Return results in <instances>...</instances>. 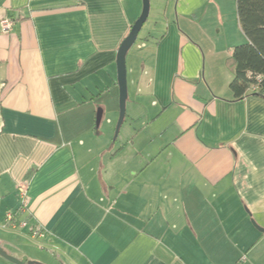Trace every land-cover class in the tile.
Returning <instances> with one entry per match:
<instances>
[{"label":"crops","instance_id":"crops-1","mask_svg":"<svg viewBox=\"0 0 264 264\" xmlns=\"http://www.w3.org/2000/svg\"><path fill=\"white\" fill-rule=\"evenodd\" d=\"M143 8L0 0V240L39 239L49 264H264V98L230 87L237 0H150L114 141L118 50Z\"/></svg>","mask_w":264,"mask_h":264},{"label":"trees","instance_id":"trees-1","mask_svg":"<svg viewBox=\"0 0 264 264\" xmlns=\"http://www.w3.org/2000/svg\"><path fill=\"white\" fill-rule=\"evenodd\" d=\"M237 10L246 42L227 59L234 75L230 87L235 98H264V0H237Z\"/></svg>","mask_w":264,"mask_h":264},{"label":"rangeland","instance_id":"rangeland-1","mask_svg":"<svg viewBox=\"0 0 264 264\" xmlns=\"http://www.w3.org/2000/svg\"><path fill=\"white\" fill-rule=\"evenodd\" d=\"M141 40V36L136 40V42L133 44V47H131L129 50L130 52H128L129 54H127V81H128V86L130 87V89L132 90V84H131V78H132V74H131V64H132V55L135 51H140L139 53V57H143L142 56V50H140L138 48V43L140 42ZM140 67V66H139ZM141 68V67H140ZM112 105V101L111 99L109 98L108 95H106L104 98H103V104L101 106L98 107L97 110L99 109H102L103 110V114L102 116L103 117H107L109 116L110 114V107ZM132 103H131V99L127 98V102H126V116H125V119H124V122L122 123L121 126H123L124 124V127L125 129L128 128V129H131V123H132V120L130 119V117L128 116L130 111H132ZM115 108L116 110L114 112H117L115 114L116 116V119H117V122H116V125H115V129H114V133H113V138L115 137L116 135V126H117V123L119 121V117H120V92H119V97H118V101H117V104H115ZM132 127H134V125H132ZM121 130V129H120ZM120 134V131L119 133ZM119 136V135H118ZM122 137V136H120ZM0 236H1V232H0ZM3 236V235H2ZM6 240V241H5ZM4 241L0 240V246L3 247L10 255L12 256H15V257H18V258H22L23 256H28V258L30 260H36V261H39L41 263H44V264H49V263H45L41 260H38V259H32V257L30 256V252H37V251H43L45 250L41 245L40 243L36 244L35 242H40L39 239L37 240H23V241H20V239H17V238H14L13 236H9L7 235L6 238H5ZM29 241H32V242H29ZM50 251V250H49ZM52 257L56 260H59L60 264H68L66 261L64 260H60L58 257L59 256H56V252L53 250L50 251ZM58 254V253H57ZM58 263H54V264H59ZM0 264H15L7 259H5L4 257L0 256Z\"/></svg>","mask_w":264,"mask_h":264},{"label":"water","instance_id":"water-1","mask_svg":"<svg viewBox=\"0 0 264 264\" xmlns=\"http://www.w3.org/2000/svg\"><path fill=\"white\" fill-rule=\"evenodd\" d=\"M144 8L139 19L133 24L128 36L123 40L118 50L117 55V69H118V86L120 92V117L116 126V135L114 141L116 140L118 133L120 131L121 125L124 122L126 116V102L128 98V81H127V54L133 44L136 42L138 35L148 19L150 12V0H143ZM103 110L99 109L96 116V125L99 126L102 120ZM0 255L5 259L15 263V264H44L39 261L30 260L28 256H23L18 258L10 255L3 247L0 246Z\"/></svg>","mask_w":264,"mask_h":264},{"label":"built area","instance_id":"built-area-1","mask_svg":"<svg viewBox=\"0 0 264 264\" xmlns=\"http://www.w3.org/2000/svg\"><path fill=\"white\" fill-rule=\"evenodd\" d=\"M14 21L13 19L9 18V17H4L2 18L1 22H0V27L2 32L4 33H9L13 28H14ZM25 190H23V192H21V199H22V205H26V196H25ZM12 220V215L9 214L6 218V222ZM33 235L39 234L37 231H35V233H32Z\"/></svg>","mask_w":264,"mask_h":264},{"label":"flooded vegetation","instance_id":"flooded-vegetation-1","mask_svg":"<svg viewBox=\"0 0 264 264\" xmlns=\"http://www.w3.org/2000/svg\"><path fill=\"white\" fill-rule=\"evenodd\" d=\"M1 256V255H0Z\"/></svg>","mask_w":264,"mask_h":264}]
</instances>
